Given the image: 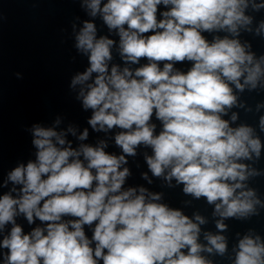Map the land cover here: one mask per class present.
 Masks as SVG:
<instances>
[{"label":"clouds","instance_id":"obj_1","mask_svg":"<svg viewBox=\"0 0 264 264\" xmlns=\"http://www.w3.org/2000/svg\"><path fill=\"white\" fill-rule=\"evenodd\" d=\"M83 5L116 32L124 64L140 65L110 67L116 41L98 37L91 20L75 33L74 47L88 67L72 77L70 87L81 86L77 99L91 110L87 123L93 131L120 129L114 140L121 154L105 151V140L74 148L67 139L68 133L76 136L72 126L33 125L35 159L13 168L0 185H13L0 195V234L11 225L0 238V249L7 250L0 264H213L202 253L224 256L225 236L205 233L207 243H200L202 216L190 218L144 187L125 189L130 171L122 166L140 146L150 148L145 160L152 176L169 185L175 179L184 194L206 198L220 217L218 233L227 229L226 219L258 215L256 206L264 203L245 181L260 173L241 161L258 160L264 144L251 126H231L235 112L230 120L223 117L237 106L236 92L264 88V56L257 58L239 39L242 29L252 32L254 18L246 11L259 12L264 2L83 0ZM255 34H264V20ZM185 62L191 64L187 71L174 67ZM259 127L264 131V116ZM88 136L85 128L77 139ZM21 215L41 226L25 233L17 223ZM234 251L233 264H264L259 235H244Z\"/></svg>","mask_w":264,"mask_h":264}]
</instances>
